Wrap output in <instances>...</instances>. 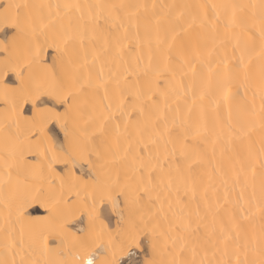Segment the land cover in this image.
<instances>
[{"label": "snow or ice", "instance_id": "snow-or-ice-1", "mask_svg": "<svg viewBox=\"0 0 264 264\" xmlns=\"http://www.w3.org/2000/svg\"><path fill=\"white\" fill-rule=\"evenodd\" d=\"M0 264H264V0H0Z\"/></svg>", "mask_w": 264, "mask_h": 264}, {"label": "rangeland", "instance_id": "rangeland-1", "mask_svg": "<svg viewBox=\"0 0 264 264\" xmlns=\"http://www.w3.org/2000/svg\"><path fill=\"white\" fill-rule=\"evenodd\" d=\"M42 212H43V211H42V210H40V212H38V213H34V214H42Z\"/></svg>", "mask_w": 264, "mask_h": 264}, {"label": "bare ground", "instance_id": "bare-ground-1", "mask_svg": "<svg viewBox=\"0 0 264 264\" xmlns=\"http://www.w3.org/2000/svg\"><path fill=\"white\" fill-rule=\"evenodd\" d=\"M43 211V210H42ZM115 222L113 221V224H114Z\"/></svg>", "mask_w": 264, "mask_h": 264}]
</instances>
